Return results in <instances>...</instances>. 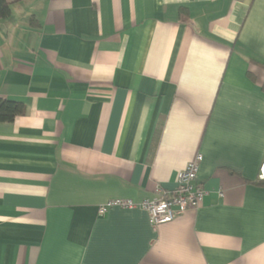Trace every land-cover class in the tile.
<instances>
[{"label": "crops", "instance_id": "crops-1", "mask_svg": "<svg viewBox=\"0 0 264 264\" xmlns=\"http://www.w3.org/2000/svg\"><path fill=\"white\" fill-rule=\"evenodd\" d=\"M8 1L0 264H264V0ZM197 153L198 208L99 213Z\"/></svg>", "mask_w": 264, "mask_h": 264}, {"label": "built area", "instance_id": "built-area-1", "mask_svg": "<svg viewBox=\"0 0 264 264\" xmlns=\"http://www.w3.org/2000/svg\"><path fill=\"white\" fill-rule=\"evenodd\" d=\"M201 160L202 155L197 153L179 170L174 190L166 191L156 187L153 197L138 202L127 198H113L99 206V213L102 214L110 207L141 208L148 213L151 225L157 226L172 221L187 209L198 208L205 194L197 181ZM257 177L260 181H264V158L259 165Z\"/></svg>", "mask_w": 264, "mask_h": 264}, {"label": "trees", "instance_id": "trees-1", "mask_svg": "<svg viewBox=\"0 0 264 264\" xmlns=\"http://www.w3.org/2000/svg\"><path fill=\"white\" fill-rule=\"evenodd\" d=\"M10 12V2L8 0H0V19L8 17ZM23 111L24 105L22 102L0 97V121H12L15 116L22 114Z\"/></svg>", "mask_w": 264, "mask_h": 264}]
</instances>
